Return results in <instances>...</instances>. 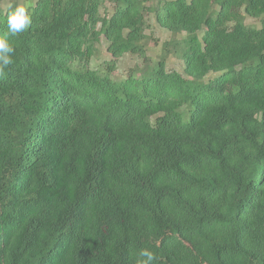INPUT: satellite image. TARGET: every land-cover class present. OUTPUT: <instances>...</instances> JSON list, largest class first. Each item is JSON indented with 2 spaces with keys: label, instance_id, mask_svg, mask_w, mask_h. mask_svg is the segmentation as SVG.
Returning <instances> with one entry per match:
<instances>
[{
  "label": "trees",
  "instance_id": "16d2710c",
  "mask_svg": "<svg viewBox=\"0 0 264 264\" xmlns=\"http://www.w3.org/2000/svg\"><path fill=\"white\" fill-rule=\"evenodd\" d=\"M27 5L0 75V264H264V0ZM149 14L183 35L157 61ZM124 54L142 66L114 80Z\"/></svg>",
  "mask_w": 264,
  "mask_h": 264
},
{
  "label": "rangeland",
  "instance_id": "374dc122",
  "mask_svg": "<svg viewBox=\"0 0 264 264\" xmlns=\"http://www.w3.org/2000/svg\"><path fill=\"white\" fill-rule=\"evenodd\" d=\"M12 0H1L0 6L5 8L7 7ZM36 0H16L18 4H33ZM156 0H146L147 4H154ZM106 10V11H105ZM102 9L101 12L110 13L111 5L107 4L106 9ZM148 27L146 28L147 39L145 41L146 47V55L151 58L153 61H157L161 53V47L163 42H169L173 38H180L183 35H174L170 31L165 28L160 27L154 20L153 15L149 14L147 16ZM245 23L253 24L256 26L260 25V19L252 18L250 16L245 15ZM109 57L106 53V43L102 39L100 44L97 46V52L94 58H92L89 62V66L91 68H99L101 69L104 66V62L108 61ZM142 59L137 55L133 54H124L118 60L116 64L115 70L112 72L111 77L114 80H121L126 77L127 72L132 68H139L142 66ZM80 63L75 62L74 67H80ZM167 70H177L179 72L182 71L183 65L182 61L179 58L174 56H170L167 59L166 63ZM212 76V74H210ZM208 76V77H210ZM207 77V78H208Z\"/></svg>",
  "mask_w": 264,
  "mask_h": 264
},
{
  "label": "clouds",
  "instance_id": "9594fccd",
  "mask_svg": "<svg viewBox=\"0 0 264 264\" xmlns=\"http://www.w3.org/2000/svg\"><path fill=\"white\" fill-rule=\"evenodd\" d=\"M11 11L7 14V32L0 35V75L13 64L15 48L10 42V36H16L31 26L32 17L27 4L9 5ZM137 264H155V254L148 248H141L137 253Z\"/></svg>",
  "mask_w": 264,
  "mask_h": 264
}]
</instances>
